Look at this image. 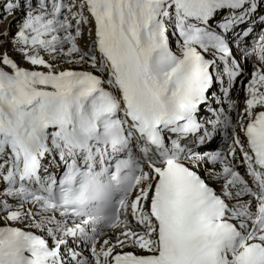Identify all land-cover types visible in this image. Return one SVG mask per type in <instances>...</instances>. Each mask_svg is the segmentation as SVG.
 <instances>
[{"label": "snow or ice", "instance_id": "6c2138e0", "mask_svg": "<svg viewBox=\"0 0 264 264\" xmlns=\"http://www.w3.org/2000/svg\"><path fill=\"white\" fill-rule=\"evenodd\" d=\"M10 17L0 264H264V0H0Z\"/></svg>", "mask_w": 264, "mask_h": 264}, {"label": "bare ground", "instance_id": "6f19581e", "mask_svg": "<svg viewBox=\"0 0 264 264\" xmlns=\"http://www.w3.org/2000/svg\"><path fill=\"white\" fill-rule=\"evenodd\" d=\"M20 15H21L20 13H17L16 19H19V16H20ZM9 19H12V18L10 17ZM16 19H15V20H16ZM6 23H7V21L5 22V25H3V29H2V31L4 30V27L6 26ZM7 24H8V23H7ZM15 25H16V24H15ZM10 26H11V25H10ZM10 26L8 25V28H10V30H12L13 27L11 28ZM240 27H244V26L241 25ZM237 30H239V29H237ZM14 31H16V27H14ZM173 50H175V49H173ZM13 58L16 59L18 63L20 62L18 56H15V55L13 54ZM21 66H26V65H21ZM237 87H239V85H237ZM233 95H235V93H233ZM241 98H242V97H241ZM217 146H218V142H217ZM209 150H210V149H209ZM126 250H127V249H126Z\"/></svg>", "mask_w": 264, "mask_h": 264}, {"label": "rangeland", "instance_id": "374dc122", "mask_svg": "<svg viewBox=\"0 0 264 264\" xmlns=\"http://www.w3.org/2000/svg\"><path fill=\"white\" fill-rule=\"evenodd\" d=\"M9 20H11V28L13 27V29L12 30H10V33H14L15 31H14V27H16V20L15 19H9ZM5 22L6 21H4L3 23H0V31H2V29H3V25H5ZM7 23H8V21H7ZM6 23V26L4 27V29L6 28V27H8V25L9 24H7ZM242 97V96H241Z\"/></svg>", "mask_w": 264, "mask_h": 264}]
</instances>
